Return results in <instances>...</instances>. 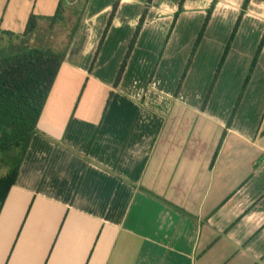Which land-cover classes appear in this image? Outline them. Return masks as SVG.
Returning <instances> with one entry per match:
<instances>
[{"label":"crops","instance_id":"crops-1","mask_svg":"<svg viewBox=\"0 0 264 264\" xmlns=\"http://www.w3.org/2000/svg\"><path fill=\"white\" fill-rule=\"evenodd\" d=\"M66 1L0 0V32L10 38L27 36L32 14L38 17L35 29L45 21L55 31L71 21L74 5L78 11L67 31L69 47L55 50L66 58L39 132L0 205V264H264V47L228 126L239 94L230 102L211 96L202 109L201 98L184 94L187 77L177 93L178 78H160L187 11L154 68L143 55L148 14L114 87L118 70L101 76L100 61L112 33L122 38L116 50L126 52L147 0H120L91 70L116 0L100 7L92 0ZM211 1L186 0L184 8ZM243 3L218 0L217 6L238 16ZM60 4L63 19L53 22ZM242 21L225 65L248 23L262 38L264 0H250ZM257 48L244 54L249 66L241 88ZM89 84L107 93L100 116L85 112Z\"/></svg>","mask_w":264,"mask_h":264},{"label":"rangeland","instance_id":"rangeland-1","mask_svg":"<svg viewBox=\"0 0 264 264\" xmlns=\"http://www.w3.org/2000/svg\"><path fill=\"white\" fill-rule=\"evenodd\" d=\"M66 2L67 1L65 0L64 3ZM83 2H86V0H83ZM108 2L109 0H92V3H98L99 7ZM110 4L112 7L113 1ZM208 6L209 5L206 7L187 6L184 8L183 12H187L184 13L185 15L180 18L178 26L175 29L170 43L168 52L169 54L165 59L166 69L161 73L160 78L168 77L172 80L174 78H181L204 21L206 8ZM73 8H77V5L72 7L73 12L68 11L67 16H69L71 21L64 20L61 22V27L64 29L59 27L56 29L57 31H49L47 30L48 22L44 21L40 22L38 27L27 36H23L18 32L13 33V37L10 38L0 32V58L14 54L20 50V48L16 47L17 45L15 42L24 41L26 42L25 45L29 44L27 46L32 44L31 46L51 48L53 50H65V48H68L70 45L69 42L71 40V36L70 34L67 35V31L71 30L70 28H72V26L74 27V20L78 18V14H76L78 11L76 9L74 10ZM142 9L143 6H140L138 11H142ZM176 9L177 6L155 5L149 11L152 20L143 36V55H146V57L149 58L148 62L151 63L150 65L153 68L159 58L160 50L170 27L173 13ZM215 9H217L214 10L216 15L210 20L202 42L195 52L192 63L190 64V68L186 76V87L184 90L186 97H193L196 98V100L201 98L202 103L211 83L213 82V77L216 69L219 66L224 48L238 17L237 15L235 16L234 13H228L227 7H218L216 5ZM201 11L204 12V15L201 13ZM67 16L65 19H67ZM242 24L243 21H241L238 32H240ZM65 27L68 28V30L65 29ZM249 27V23L244 27L243 32L236 43L235 52L231 56L230 61L227 62L226 65L224 63L219 76L215 81V85L211 93L212 99L214 100H218L220 96H226L230 102V99L234 100L235 94L237 96V94H240L241 92V83L245 77V74L247 73V67L249 66V59H246V55L244 54L245 52L254 53L261 38V36H258L256 28L254 32V30ZM121 39L122 38L119 34H117V32L114 34L112 33L109 39L111 47L108 50L110 51L106 52L100 61L99 69L101 71L99 74H101V76L107 73H113L114 75V73H116L115 71L118 70L125 52H118L116 50L118 43L117 41H120ZM30 41L32 43H29ZM128 41L129 38L127 37L125 39L126 45L128 44ZM71 55L76 56L78 53H72ZM237 65L239 66L236 67ZM244 67L246 68L243 69ZM62 78L63 77H61L58 82L59 85L61 84ZM101 91L104 92L102 95ZM85 93H87V103L90 106V108L88 107L85 112L87 114L98 113L100 116L103 113V109L105 108L107 93L102 88H94L91 84L87 86ZM95 93L98 95L97 97L94 96ZM94 104H96V108H92ZM8 168L9 167H7V165H5L3 161L0 160V175H4L8 171Z\"/></svg>","mask_w":264,"mask_h":264},{"label":"trees","instance_id":"trees-1","mask_svg":"<svg viewBox=\"0 0 264 264\" xmlns=\"http://www.w3.org/2000/svg\"><path fill=\"white\" fill-rule=\"evenodd\" d=\"M119 2L120 0H116L112 5L111 14L100 37L98 47L91 61L90 70L93 68L99 55L107 32L112 24L113 17L118 8ZM152 2L153 0H147L143 8L134 34L119 66L113 83L114 87L119 85L123 77L128 61L146 22L149 11L153 6ZM185 2L186 0H179L177 9L173 13V18L160 50L157 62L164 52V49L171 37L180 14L184 11ZM217 2L218 0H212L210 5L206 8L204 21L196 38L194 47L191 51L190 58L185 66L181 78L179 79L176 93L181 89V86L188 74L194 54L202 42L205 31L207 30L216 8ZM249 2L250 0H244L234 27L229 35L227 44L224 48L219 66L214 74L213 82L211 83L210 88L204 98L202 109H205L210 100L215 81L218 78L219 73L226 61L227 55L235 40L243 16L248 8ZM63 11L64 10L60 4L58 11L52 17L53 22L63 19ZM37 18V15H30L26 27V35L30 34L37 26ZM23 43L24 41L15 42L17 45L16 47L20 48V50L14 54L0 58V160L3 161L7 167H9L8 171L4 175H0V205L5 202L11 187L16 183L21 165L24 161L32 138L36 133L39 132L38 122L40 116L44 110L60 67L66 58L65 51H55L51 48H43L31 45L27 46L28 44L25 45ZM263 47L264 34L260 40L256 54L242 85L241 92L231 113L228 126H230L234 120L242 96L250 81Z\"/></svg>","mask_w":264,"mask_h":264}]
</instances>
